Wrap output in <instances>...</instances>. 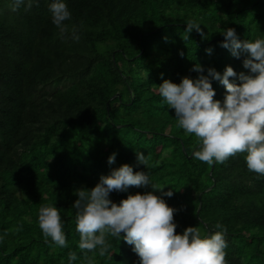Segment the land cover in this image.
I'll use <instances>...</instances> for the list:
<instances>
[{"label": "trees", "instance_id": "16d2710c", "mask_svg": "<svg viewBox=\"0 0 264 264\" xmlns=\"http://www.w3.org/2000/svg\"><path fill=\"white\" fill-rule=\"evenodd\" d=\"M52 2L12 11V0H0V264H69L71 252V264H87L86 257L139 264L123 233L109 236L100 256L79 249L75 227L76 191L123 164L173 191L162 198L177 209V234L189 226L203 237L226 229L227 264H264V176L247 169L246 153L223 164L195 159V137L177 126L158 92L164 80L198 78L197 63L203 75L231 66L230 82L239 84L241 72L250 74L247 55L221 47V32L264 38V0H63L71 13L64 23L77 27L79 39L52 23ZM190 19L206 38L193 30L184 39ZM211 82L223 102L225 87ZM136 152L150 158L147 168ZM149 191L131 186L109 198L119 204ZM46 205L59 209L67 247L43 237L37 221Z\"/></svg>", "mask_w": 264, "mask_h": 264}, {"label": "clouds", "instance_id": "9594fccd", "mask_svg": "<svg viewBox=\"0 0 264 264\" xmlns=\"http://www.w3.org/2000/svg\"><path fill=\"white\" fill-rule=\"evenodd\" d=\"M39 0H12L11 10L22 5L31 9ZM52 23L61 35L71 31L73 39H79L71 13L63 0H53L49 5ZM195 30L204 36L201 25L194 19L186 22L184 39ZM224 41L221 47L229 49L232 56L247 55L243 67L250 74L241 72L239 84L230 82L237 77L231 66L221 74L214 68L207 70L195 64L192 71L201 73L196 79L187 76L179 84L164 80L158 86L159 95L169 109L175 112L177 126L185 134L194 136L198 149L193 157L208 165L225 163L229 158L246 153L247 169L264 176V38L241 41L234 28L222 30ZM209 54L211 49L206 50ZM181 55H183L181 53ZM211 77V79H210ZM212 80L219 81L226 89L223 102L215 99ZM137 162L146 168L149 157L136 152ZM115 153L108 164L115 162ZM151 185L152 191L129 195L119 204L110 198L112 192H125L131 186ZM156 192L162 195L155 194ZM78 199L72 207L76 209L75 227L79 234V249L104 256L111 244L108 237H121L133 246L139 264H227L226 229L203 237L199 227L189 226L183 234L176 233L174 220L177 209L170 207L162 196L171 197L173 191L164 192V187L150 182L147 172H134L128 164L113 169L110 175L101 176L95 187L79 189ZM38 227L46 241L61 248L67 247L66 235L60 211L56 206L46 205L38 211ZM217 229L222 225L216 224ZM2 238V237H0ZM77 259L75 252L69 253V264ZM87 264H94L93 257H86Z\"/></svg>", "mask_w": 264, "mask_h": 264}]
</instances>
